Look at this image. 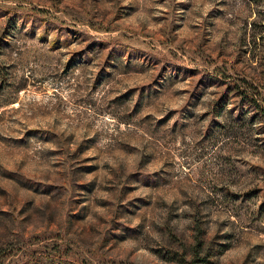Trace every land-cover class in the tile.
I'll use <instances>...</instances> for the list:
<instances>
[{
  "label": "rangeland",
  "instance_id": "1",
  "mask_svg": "<svg viewBox=\"0 0 264 264\" xmlns=\"http://www.w3.org/2000/svg\"><path fill=\"white\" fill-rule=\"evenodd\" d=\"M0 264H264V0H0Z\"/></svg>",
  "mask_w": 264,
  "mask_h": 264
}]
</instances>
